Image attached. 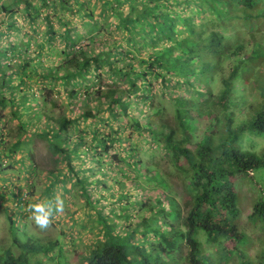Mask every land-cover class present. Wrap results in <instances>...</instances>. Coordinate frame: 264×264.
I'll return each instance as SVG.
<instances>
[{
    "label": "trees",
    "instance_id": "obj_1",
    "mask_svg": "<svg viewBox=\"0 0 264 264\" xmlns=\"http://www.w3.org/2000/svg\"><path fill=\"white\" fill-rule=\"evenodd\" d=\"M34 137L57 157L43 187ZM254 137L264 138V0H0V177L4 160L18 180L31 161L27 203L49 179L83 187L88 156L155 192L158 227L146 217L148 229L117 236L104 221L85 264H214L207 246L219 264H264L239 222V183L256 181L248 218L264 228L253 180L264 150L244 146ZM11 249L9 238L0 264H31Z\"/></svg>",
    "mask_w": 264,
    "mask_h": 264
},
{
    "label": "rangeland",
    "instance_id": "obj_2",
    "mask_svg": "<svg viewBox=\"0 0 264 264\" xmlns=\"http://www.w3.org/2000/svg\"><path fill=\"white\" fill-rule=\"evenodd\" d=\"M21 22L24 21L21 19ZM74 27L79 33L86 32L81 22H75ZM33 48L37 49L35 43ZM244 141L247 150H256L258 153L264 150V138L254 137ZM31 148L40 169V179L37 183L39 187H43L47 173L41 170L57 167V157H54L44 138L34 137ZM87 159L90 161L81 163L82 168L85 169V174L82 175L86 180L83 186L85 191L82 186L71 188L68 191L67 185L69 186L70 183L62 185L60 182L55 183L49 179L50 182L44 188L37 189L35 194L29 197L27 203L23 201V193L31 189L32 179L36 174L32 162L17 164L27 173L18 180L16 168H10L11 162L4 160L3 176L0 177V247L6 246L10 238L13 254H25L31 264H85L86 254L98 243L99 233L104 231L102 225L104 221L110 220L116 224L114 229L117 236H122L120 227L128 232L137 229V235L139 231L148 229L149 225L142 224L146 217H149L148 224L152 228L158 227L161 219L153 217L150 211L156 202L155 192L150 190L149 185L138 188L136 180H131L130 184H127L119 174L112 173L107 165L92 163L91 157L88 156ZM59 166L64 169L63 165ZM253 180L260 181L264 185V175L261 173H257ZM258 188L259 183L256 181L245 180L239 183L242 208L239 222L248 234L255 236L251 250L247 249L252 254H261L264 250V228L255 225L248 218L255 203L259 200ZM58 195L65 201V212L56 217L52 227L47 231L37 229L34 222L29 219L30 213L25 211L27 205L43 200H53ZM169 209L171 207L167 206L168 211ZM5 217L14 220L13 226L9 227L10 223ZM223 245L230 251L240 246L233 240L224 241ZM207 247L211 248L210 254L214 264H219L220 256L216 248ZM231 257L227 264H238L237 256Z\"/></svg>",
    "mask_w": 264,
    "mask_h": 264
},
{
    "label": "clouds",
    "instance_id": "obj_3",
    "mask_svg": "<svg viewBox=\"0 0 264 264\" xmlns=\"http://www.w3.org/2000/svg\"><path fill=\"white\" fill-rule=\"evenodd\" d=\"M66 210L65 201L61 196L53 200H43L29 203L25 209L30 213L29 219L34 222L37 229L47 231L53 225L54 220Z\"/></svg>",
    "mask_w": 264,
    "mask_h": 264
}]
</instances>
